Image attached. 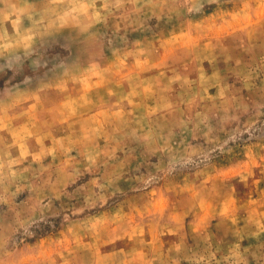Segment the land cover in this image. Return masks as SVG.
<instances>
[{"label": "rangeland", "instance_id": "rangeland-1", "mask_svg": "<svg viewBox=\"0 0 264 264\" xmlns=\"http://www.w3.org/2000/svg\"><path fill=\"white\" fill-rule=\"evenodd\" d=\"M0 264H264V0H0Z\"/></svg>", "mask_w": 264, "mask_h": 264}]
</instances>
